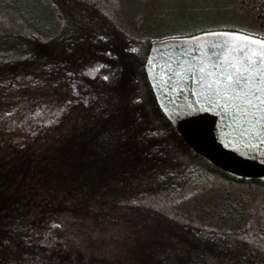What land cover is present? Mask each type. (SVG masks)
Wrapping results in <instances>:
<instances>
[{
  "label": "trees",
  "instance_id": "trees-1",
  "mask_svg": "<svg viewBox=\"0 0 264 264\" xmlns=\"http://www.w3.org/2000/svg\"><path fill=\"white\" fill-rule=\"evenodd\" d=\"M0 11L13 26L0 29V119L29 118L0 127V264H264L235 232L130 201L233 177L176 132L145 72L153 40L208 29L134 35L83 0H0ZM226 207L213 214L234 228ZM104 215L130 226L121 255L115 232L92 229Z\"/></svg>",
  "mask_w": 264,
  "mask_h": 264
},
{
  "label": "rangeland",
  "instance_id": "rangeland-1",
  "mask_svg": "<svg viewBox=\"0 0 264 264\" xmlns=\"http://www.w3.org/2000/svg\"><path fill=\"white\" fill-rule=\"evenodd\" d=\"M98 8L115 21L130 25L134 35L149 34L158 38L169 34L191 33L202 29L235 28L246 33L264 36V0H83ZM12 22L0 11V29H11ZM8 99L0 98V105ZM28 117L15 114L0 119V127H15L20 132ZM9 135V134H7ZM204 187H191L174 194L132 197L134 204L147 202L165 214L189 221L197 226H211L235 232L253 245L264 248V186L238 178L221 175ZM237 200V202H236ZM146 204V203H145ZM227 204L235 227L219 221L216 213ZM226 212H229L226 210ZM92 229L97 236H118L110 249L121 255L128 246L122 235L129 226L110 215L98 218ZM130 228V226L128 227ZM86 229H84L85 231ZM127 230V229H126Z\"/></svg>",
  "mask_w": 264,
  "mask_h": 264
},
{
  "label": "water",
  "instance_id": "water-1",
  "mask_svg": "<svg viewBox=\"0 0 264 264\" xmlns=\"http://www.w3.org/2000/svg\"><path fill=\"white\" fill-rule=\"evenodd\" d=\"M222 31L236 30L211 29L184 36L153 40L146 57L145 72L160 109L172 123L176 132L195 152L235 178L264 180V145L260 144V138L264 137V128L257 126L253 129V133H260L259 136L255 134L241 135L243 127H251L245 123L244 118L236 113L235 109H230L226 113L222 107L210 106L203 95L207 88L202 86L200 81L201 77L207 76L208 72L217 73L214 78L207 77L208 81L222 79L223 83L228 82L226 77H220L218 74L225 67L223 56L220 57V63L215 68L212 66V61L216 58L213 57L210 60L204 57L203 61L201 59V52L211 51L208 47L209 42L234 40L233 37L205 35L207 32ZM243 33L251 35L253 38H263ZM192 37L200 39L193 40ZM235 42L237 44L245 43L243 41ZM249 46L255 50H259L260 47L259 45ZM233 55L236 53L229 54V62ZM149 58L154 60V65L148 64ZM253 58L259 60V57L256 56ZM201 67L204 68V73L199 71ZM260 67H264V65L253 66L254 69ZM229 71L234 72L235 70L229 69ZM193 73H195V78H193ZM245 75L247 76L248 73ZM252 75L256 76L258 80L255 71L252 72ZM255 86L259 87L260 85L257 83ZM216 87L222 88L223 84H214L213 88ZM223 100L224 98L221 97L222 103ZM249 142L259 147H245V144Z\"/></svg>",
  "mask_w": 264,
  "mask_h": 264
},
{
  "label": "snow or ice",
  "instance_id": "snow-or-ice-1",
  "mask_svg": "<svg viewBox=\"0 0 264 264\" xmlns=\"http://www.w3.org/2000/svg\"><path fill=\"white\" fill-rule=\"evenodd\" d=\"M207 36L216 37H233V41H212L208 43V47L211 49L210 52H201V59L204 57L216 58L212 61V66L218 67L220 63V57L223 56L225 67L219 71L220 77H226L227 83H223L222 79H213L208 81L207 77H216V72H208L207 76L201 77L202 86L207 88V91L203 93L208 104L212 107H222L227 113L230 109H235L236 113H239L244 118L245 123L251 127H243L241 135L255 134L260 135L259 132L253 133V129L257 126L264 128V67L253 68L254 65H264V38H253L251 35L244 34L243 32L236 31H222V32H207ZM103 39V37H102ZM193 40H199V37H192ZM235 41H243V44H237ZM249 45H259V50L251 48ZM199 48V45H197ZM132 52L137 49H131ZM187 51V49H185ZM236 53L231 56V62H229V54ZM242 53V55H240ZM252 53V55H249ZM259 57V60L253 57ZM196 59V57H193ZM247 61V63H244ZM149 65H154V60L149 58ZM104 67L103 65L100 66ZM229 69H234V72H230ZM99 68L89 69V74L95 76V73L99 72ZM201 73H204V68H199ZM255 71L258 76L252 75ZM245 73H248L246 76ZM71 75V73L69 74ZM179 75V73H176ZM195 78V73H193ZM108 79L107 76L104 77ZM259 83V87L255 85ZM221 85L223 87L213 88V85ZM75 90V85H73ZM221 97L224 98L223 103ZM207 110V109H205ZM255 110V111H253ZM235 115V113H233ZM251 117V119H249ZM260 144L264 145V137L260 138ZM245 147H259L258 145L246 143Z\"/></svg>",
  "mask_w": 264,
  "mask_h": 264
},
{
  "label": "flooded vegetation",
  "instance_id": "flooded-vegetation-1",
  "mask_svg": "<svg viewBox=\"0 0 264 264\" xmlns=\"http://www.w3.org/2000/svg\"><path fill=\"white\" fill-rule=\"evenodd\" d=\"M253 34H256V35H258V36H261V35H259V34H257L256 32H252ZM262 37H264V36H262Z\"/></svg>",
  "mask_w": 264,
  "mask_h": 264
}]
</instances>
